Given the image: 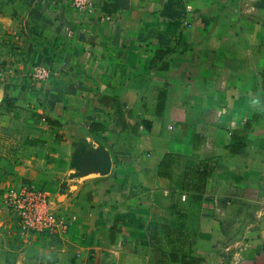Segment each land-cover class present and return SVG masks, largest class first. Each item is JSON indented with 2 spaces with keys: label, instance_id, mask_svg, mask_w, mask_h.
I'll list each match as a JSON object with an SVG mask.
<instances>
[{
  "label": "crops",
  "instance_id": "crops-1",
  "mask_svg": "<svg viewBox=\"0 0 264 264\" xmlns=\"http://www.w3.org/2000/svg\"><path fill=\"white\" fill-rule=\"evenodd\" d=\"M89 1L0 0V197L69 223L0 264H264V0Z\"/></svg>",
  "mask_w": 264,
  "mask_h": 264
},
{
  "label": "built area",
  "instance_id": "built-area-1",
  "mask_svg": "<svg viewBox=\"0 0 264 264\" xmlns=\"http://www.w3.org/2000/svg\"><path fill=\"white\" fill-rule=\"evenodd\" d=\"M72 6L86 18L94 11L89 0H72ZM2 69L3 59L0 58V72ZM56 73V70L42 64H34L30 68V77L34 81H45ZM0 204L16 216L20 229L25 232L64 234L68 230L67 218L53 209L49 193L44 189L23 185L4 193L0 197Z\"/></svg>",
  "mask_w": 264,
  "mask_h": 264
},
{
  "label": "trees",
  "instance_id": "trees-1",
  "mask_svg": "<svg viewBox=\"0 0 264 264\" xmlns=\"http://www.w3.org/2000/svg\"><path fill=\"white\" fill-rule=\"evenodd\" d=\"M99 169H102L101 167Z\"/></svg>",
  "mask_w": 264,
  "mask_h": 264
}]
</instances>
